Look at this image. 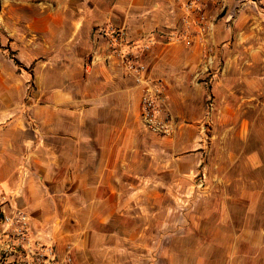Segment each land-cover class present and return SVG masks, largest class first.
Instances as JSON below:
<instances>
[{"label":"crops","instance_id":"1","mask_svg":"<svg viewBox=\"0 0 264 264\" xmlns=\"http://www.w3.org/2000/svg\"><path fill=\"white\" fill-rule=\"evenodd\" d=\"M0 190L73 264H264V0H0Z\"/></svg>","mask_w":264,"mask_h":264},{"label":"built area","instance_id":"2","mask_svg":"<svg viewBox=\"0 0 264 264\" xmlns=\"http://www.w3.org/2000/svg\"><path fill=\"white\" fill-rule=\"evenodd\" d=\"M101 32L110 38V45L125 59L133 56L130 51L122 54L118 49L126 43V33L123 29L107 28ZM175 42L191 41L181 33L172 35ZM148 47H145L147 49ZM129 70L143 72L144 66L128 64ZM218 72L210 75L207 83V94L203 119L199 122L203 133L213 123L216 111L215 96L212 84ZM166 97L164 87L159 82L152 81L147 86L141 98V120L143 127L154 134L171 136L174 119L165 107ZM0 264H73L70 258L63 260L59 257L55 245L51 241H44L36 237L31 226L30 216L21 208L13 207L5 191L0 190Z\"/></svg>","mask_w":264,"mask_h":264},{"label":"rangeland","instance_id":"3","mask_svg":"<svg viewBox=\"0 0 264 264\" xmlns=\"http://www.w3.org/2000/svg\"><path fill=\"white\" fill-rule=\"evenodd\" d=\"M197 178H203V179H205V176L204 175H202V174H199L198 176H197ZM202 179V180H203ZM198 184H199V182H198ZM203 201V200H202ZM208 201H211V200H208ZM163 203H164V205H167V204H169V205H172L173 207L174 206H176V202H175V200H173V199H168V200H163ZM201 204V201H197V200H195V205L196 206H199ZM194 205V206H195ZM190 206V203H187V201H186V199L185 200H181L180 202H179V206L178 207H183V208H185V207H189ZM179 216V215H178ZM178 216H176V218L178 217ZM174 217V215H172L171 216V218H173ZM180 217V216H179ZM184 240V242L186 243V241L188 240V243H192V239H191V237H184L183 238Z\"/></svg>","mask_w":264,"mask_h":264}]
</instances>
